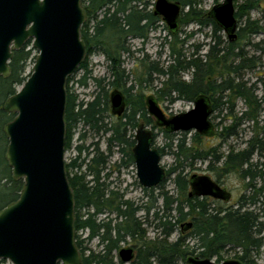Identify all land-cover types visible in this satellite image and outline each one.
<instances>
[{
    "label": "trees",
    "instance_id": "16d2710c",
    "mask_svg": "<svg viewBox=\"0 0 264 264\" xmlns=\"http://www.w3.org/2000/svg\"><path fill=\"white\" fill-rule=\"evenodd\" d=\"M171 1H179L182 5L179 18L181 26L191 23H197L201 28L212 26L215 43L209 44L206 61L200 57L182 59L184 53L177 45L183 44L185 40L179 38V33L171 32L173 41L170 45L175 58L166 68H159L155 63L149 67L150 70L167 76L161 92H176L179 98L193 102L199 95L206 94L212 101L214 111L222 104L217 94L220 93L221 98L227 97L224 103L230 105L228 119L232 120V124L218 132L224 139L237 134L236 125L240 120L251 121L258 127L264 104V75H259L255 83L248 85L240 73L243 70L259 68L261 61L255 59V56H249L244 49L237 48L239 41L224 42L220 36H216L222 28L209 16V11L198 8L200 0ZM155 2L156 0L82 1L87 14L81 28L86 55L76 71L83 72L77 82L86 87L92 78L96 93L92 99H81L80 93L70 85L74 75L68 77L65 148L67 150L71 147L79 123L89 126L96 134L102 133L106 142L105 149H101L98 141L92 142L94 149L88 150L83 158L81 154L84 146L78 145L77 155L65 163L68 180L74 192L75 239L82 256V264H125L116 258L115 251L128 238L135 241L134 247L137 249L136 257L129 264H189L187 259L190 256L210 259L217 257L216 262H222L226 260L223 254L231 250H235L234 259L242 261L243 264H258L255 255L264 250V138L260 137V130L256 129L246 141L247 147L238 151L231 148L223 155L217 149L206 146V136L198 132L188 138L184 131L170 133L162 127L165 136L170 140L167 147H174L173 154L177 165L167 169L166 179L157 187L142 188L147 201L136 203L126 198L125 191L113 187V181L110 180L113 173L135 165L132 148L136 142L134 131L138 125L143 122L146 126L153 124L155 128L145 105L144 95L139 94L135 104L133 102L132 97L135 95L131 91L134 86H126L129 75L122 59L124 53L131 52L129 40L139 38L145 41L158 28L162 17L154 13ZM255 7L257 6L252 3L243 5L241 9L244 11L236 16L239 18L244 14L248 15ZM261 30L262 26L248 18L246 24L238 30V39L258 34ZM29 44L30 42L22 49L14 50L10 61L11 74L8 77L0 76V209L17 200L24 185L23 179H14L10 174L5 158L8 137L4 126L16 115L15 112L5 109L7 98L15 94L17 86H22L30 76L26 74L28 61L32 58V50L27 49ZM253 45L255 48L259 46L258 43ZM96 51L101 52L109 62L108 72L102 77H94L89 67L88 59ZM190 69H193V76L187 81L183 73ZM112 88L124 93L127 109L120 118L116 117V121L109 122L107 119L111 117L109 110ZM258 88L261 90L260 97L256 93ZM224 92L229 94L223 96ZM232 98L244 99L246 110L242 115L234 113ZM175 134H182V137L174 145ZM157 135L155 132V140ZM83 137L86 136L83 134L81 138ZM154 144L156 145L155 141ZM156 147L163 157L165 147ZM115 152L120 154V158L111 167L110 160ZM255 154L260 156L258 161L253 162ZM210 157L213 160L209 165L210 170H216L212 162L222 161L217 173L218 183L223 173L230 172H236L242 179L248 180L244 189L247 193L240 195L237 207L217 205V201L209 197L189 196L190 180L184 172V163L206 161ZM173 174L176 195L166 189V183ZM259 179L260 183L255 182ZM140 211L144 212L145 220L152 216L148 222L150 225L154 224L159 232L155 238H147V228L137 215ZM101 215L106 216L100 218ZM111 215L115 217H110ZM187 219H191L190 228H186ZM178 230V236L172 240L171 237ZM87 231L88 235L83 237ZM95 237L100 238V244L104 245L103 252H97L89 246ZM191 240H194L193 246L187 243ZM2 262L0 259V264Z\"/></svg>",
    "mask_w": 264,
    "mask_h": 264
},
{
    "label": "water",
    "instance_id": "95a60500",
    "mask_svg": "<svg viewBox=\"0 0 264 264\" xmlns=\"http://www.w3.org/2000/svg\"><path fill=\"white\" fill-rule=\"evenodd\" d=\"M83 0H0V76L11 74L14 50L29 39L38 55L33 71L21 88L7 98L5 109L15 112L4 126L8 137L5 158L14 179L24 185L17 200L0 209V259L12 264H82L76 244L75 199L65 166V111L67 81L86 55L81 28L86 20ZM182 5L157 0L154 13L161 15L169 30H179ZM230 40L237 37L238 21L233 0L215 4L209 11ZM112 114L126 110L124 93L110 96ZM148 113L170 133L195 131L206 137L216 134L210 119L212 101L206 94L194 100L193 108L167 116L154 95L146 97ZM133 156L140 184L151 188L167 177L162 155L155 146V131L140 123L135 132ZM189 196H211L228 201L231 192L209 175L189 178ZM192 226L191 222L186 228ZM122 262L134 258L133 248L119 251ZM189 264H243L238 259L216 262L190 256Z\"/></svg>",
    "mask_w": 264,
    "mask_h": 264
},
{
    "label": "rangeland",
    "instance_id": "374dc122",
    "mask_svg": "<svg viewBox=\"0 0 264 264\" xmlns=\"http://www.w3.org/2000/svg\"><path fill=\"white\" fill-rule=\"evenodd\" d=\"M223 1L224 0H200L198 8L208 12L215 4L221 3ZM250 3L256 5L257 7L252 9L248 15L244 14L239 18L237 17L238 15L236 16L239 20V28L245 25L248 18H250L252 22H257V24L262 26L263 29L258 34H252L250 36L243 37L242 39H237V41H239L237 48H239L240 50L244 49L245 52L249 53V56H255V59L261 61L260 67L256 68L255 70L241 71L240 74L243 75V78L248 83V85H252L253 83H255L259 75H264V0H234L236 14L240 13V11H244V9H241L243 5H247ZM158 24V28L152 31L148 39H146L145 41L139 38L129 40L128 45L131 49V52L124 53L122 59L124 61L123 66L126 69V73L129 75L128 83L126 86H134L131 91V93L135 95L132 97L134 104L135 101H137L139 94L144 95L143 98L145 101V105L146 97L149 95H154L157 98L159 105L169 117L171 115L178 114L180 112H185L193 108L194 102L184 98H179L176 92L171 94L162 93L161 89L164 87V81L167 79V76L161 75L155 70L149 69L152 63H155L159 68H166L176 56L172 54L170 43H172L173 41V36L171 31L169 30L168 25L163 20L159 21ZM213 32L214 31L211 26H202V28H200L197 23H191L185 26H181V23L179 22V30L177 31V33H179V38L185 40L183 44L178 43L177 45V48H180L181 51L184 53L182 59H197V57H200L206 61V55L209 52L210 45L215 43V36ZM216 36H220L224 42L228 40L224 31H218L216 33ZM28 42H30V44L27 46V49L32 50V58L28 61L26 67V74L30 75L33 71V65L36 59L35 57H37L39 52L33 47L32 39H29L26 42L25 46L28 44ZM254 43H258L259 46L255 48V46L253 45ZM88 60L89 67L90 69H92V74L94 77H102L107 74L109 62L106 60V57L101 52L96 51L89 57ZM192 72L193 69L187 70L185 73H183V77L187 81L191 80L193 76ZM82 73V70L75 73L74 79L71 81L70 85L73 87V89H75L77 93H80L81 99L83 98L89 100L92 99L93 95L96 93V87L92 78L89 79L88 86L84 87L79 85L77 81L81 77ZM20 88L21 86H17V91ZM259 89L260 88H258L256 93H258L260 97L261 90ZM111 90H113V88ZM224 94L222 95L226 96V94L229 93L224 92ZM220 96L221 94L218 93L217 97L220 98L222 104L215 111L213 109V112L210 116L211 121L215 125V130L217 134L211 137H206L204 142L206 146H210V148L217 149L218 153H223V155H226L231 148L235 149V151H238L247 147L248 144L246 143V141L250 139L256 129L260 130V137L264 138V104L262 105L263 108L260 113L258 127L256 125H253L251 121L240 120L236 125L237 134L235 136H231L227 139L220 137L218 132L222 131L224 127L232 124V120L228 119V116L230 115V105L227 102L224 103V101H227V97L221 98ZM232 101L234 102V113L238 116L242 115V113L246 110V104L244 99L232 98ZM2 102L4 103L5 101L3 100ZM109 113L111 114V117H108L107 121H116V116L112 114L111 107ZM150 117L152 122L155 124V128L153 127V124L148 125V128L152 129L158 134L155 140L156 146L165 147V155L162 157L161 163L166 169L175 167L177 165V160L175 159V155L173 154L174 147H167V143L170 140L165 136L164 131H162V127L156 125L155 117H153L152 115H150ZM81 127L82 125H79V127L75 129L72 141L73 148H71L67 152L66 161H70L72 157L77 155V150L74 147L78 142L79 132L82 130ZM135 132L136 130L134 131V134ZM184 133H187L188 138H191L195 131H184ZM180 137H182V134H175L174 145L176 144L177 139ZM96 141L100 143L101 149L106 148L105 138L103 137L102 133L95 135L91 132L88 138L85 140V143L92 145V142ZM114 149L117 150V148ZM259 156V154H255L253 162L258 161ZM119 158L120 154L115 152L110 160L111 167L114 162L119 160ZM211 161H213L212 157H210V159L206 161H186L184 163V172L188 175V177L193 174L209 175L215 181H218L219 179L217 177V173L219 172V167H221L222 165V161L212 162L213 165H215L216 170H210L209 165ZM9 169L10 174H12L10 166ZM81 170L84 169L82 168ZM174 178L175 174L171 175V177L168 179L166 183V189L169 190L171 194L176 195L177 191L174 183ZM110 180L113 181V187L119 189L120 191H125L126 198L132 199L136 203L147 201L146 196H144L143 190L138 185V177L135 165L130 166L128 168H123L121 172L113 173V176L110 178ZM247 181V179H242L236 172L223 173L219 183L221 186L227 188V190L231 192V198L228 201L214 199L215 201H217L216 204L224 207H237V202L240 195H242L243 193H247L244 190ZM255 182L260 183L261 179L256 180ZM137 215L141 217L142 221L144 222L143 226L147 228V238L153 239L158 236L159 232H157V230L155 229L154 224L150 225L148 222V220H151L152 216L147 217L148 220H145L146 218L143 217L145 216L143 211H140ZM105 216L106 215H101L100 218H105ZM110 217L115 216L111 215ZM190 221L191 219L186 220V222ZM179 231L180 230L173 234V236L171 237L172 240L178 236ZM86 233H88V231L85 232V234ZM133 242L135 241L131 238H128L127 241L123 242L121 245L129 246ZM187 243L193 246L194 240H191ZM89 245L95 251H98L101 248V246L98 245V241L96 239H93L89 243ZM234 256L235 250H231L223 254V257L226 260L234 259ZM255 256V259L257 260L258 264H264L263 249L260 254H256ZM216 259L217 257L213 258L214 261H216ZM1 260L3 261L2 264H12V262L8 259Z\"/></svg>",
    "mask_w": 264,
    "mask_h": 264
},
{
    "label": "flooded vegetation",
    "instance_id": "af4514ba",
    "mask_svg": "<svg viewBox=\"0 0 264 264\" xmlns=\"http://www.w3.org/2000/svg\"><path fill=\"white\" fill-rule=\"evenodd\" d=\"M157 1V0H156ZM234 1V0H233ZM155 6V5H154ZM153 10H154V8H153ZM211 10V9H210ZM209 10V11H210ZM209 14V13H208ZM161 16V15H160ZM162 17V16H161ZM235 17H236V12H235ZM237 18V17H236ZM162 20H163V18H162ZM161 20V21H162ZM164 21V20H163ZM237 21H238V29L236 30V34H237V37L234 39V40H230L229 38H228V36H227V34H226V32L222 29V31H224L225 32V34H226V36H227V39L230 41V42H233V41H237V39L239 38L238 37V30H239V20H238V18H237ZM165 22V21H164ZM166 23V22H165ZM167 24V23H166ZM197 25H199V24H197ZM200 26V25H199ZM207 27V26H206ZM212 27V26H211ZM200 28H201V26H200ZM25 46V45H24ZM22 49V48H21ZM77 71V70H76ZM76 73V72H75ZM74 73V74H75ZM73 74V75H74ZM72 75V76H73ZM94 96V95H93ZM111 96V95H110ZM93 98V97H92ZM83 99V98H82ZM85 101H86V99H85ZM110 107H111V101H110ZM126 109H127V106H126ZM126 111V110H125ZM112 112V111H111ZM116 116V115H115ZM116 117H118V116H116ZM119 118V117H118ZM79 125H82V127H81V131L79 132V137H78V142H77V144H76V146L74 147L76 150H77V146L78 145H83L84 147L82 148V154H81V158H83L85 155H86V152L88 151V150H93L94 149V146L92 145L91 147H90V145L91 144H87V143H85V140L88 138V136L90 135V133L92 132L93 134H95L96 135V132H95V130H91L90 128H89V126H86V125H83V123H79L78 124V126L76 127V129L79 127ZM85 135L86 137H83V138H81V135ZM135 137V136H134ZM73 141V140H72ZM94 143H96V142H94ZM72 145H73V143H72ZM71 145V147L70 148H68L67 150H66V148H65V163H66V154H67V152L71 149V148H73V146ZM156 146V145H155ZM87 147H89L88 149H87ZM134 147V146H133ZM87 149V150H86ZM133 149V148H132ZM133 151V150H132ZM75 157V156H74ZM190 178V177H189ZM138 182H139V180H138ZM139 186H140V188L142 189L144 186H142L141 184H140V182H139V184H138ZM157 187V186H156ZM147 188V187H146ZM190 190H191V187H190V189H189V192H190ZM196 196V195H195ZM197 197H200V198H204V197H209V198H213V197H211V196H197ZM214 199V198H213ZM88 235V233H86V234H84V236L83 237H86ZM93 239H96L97 241H98V245H100L101 246V248L97 251V252H103V248H104V245L103 244H100V238H98V237H95V238H93ZM92 239V240H93ZM133 240V239H132ZM123 243V242H122ZM121 243V244H122ZM134 243L135 242H133L132 244H130L129 246H122L121 245V247H120V249L118 250V251H115L117 254H116V258L119 260L120 259V257H119V251L122 249V248H127V247H130V248H133V250H134V258L136 257V255H137V249L134 247ZM90 246V245H89ZM91 247V246H90ZM134 258H133V260H134ZM121 260V259H120ZM131 262V261H130ZM129 262V263H130ZM124 263V262H123ZM129 263H125V264H129Z\"/></svg>",
    "mask_w": 264,
    "mask_h": 264
}]
</instances>
